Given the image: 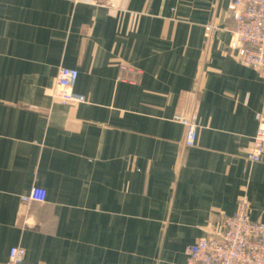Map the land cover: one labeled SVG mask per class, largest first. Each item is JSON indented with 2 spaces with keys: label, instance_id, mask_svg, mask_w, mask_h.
Masks as SVG:
<instances>
[{
  "label": "crops",
  "instance_id": "1",
  "mask_svg": "<svg viewBox=\"0 0 264 264\" xmlns=\"http://www.w3.org/2000/svg\"><path fill=\"white\" fill-rule=\"evenodd\" d=\"M231 1L0 0V264L12 247L21 264H185L242 198L264 222V161L247 160L264 81ZM61 67L84 103L53 96ZM34 187L44 202H22Z\"/></svg>",
  "mask_w": 264,
  "mask_h": 264
},
{
  "label": "built area",
  "instance_id": "2",
  "mask_svg": "<svg viewBox=\"0 0 264 264\" xmlns=\"http://www.w3.org/2000/svg\"><path fill=\"white\" fill-rule=\"evenodd\" d=\"M228 9L234 20L232 32L237 57L259 72L264 81V0H232ZM121 70L120 80L135 81V69L122 66ZM77 78L76 69L61 67L53 89L56 99L63 104L84 103V96L74 91ZM173 120L185 128L184 146L192 147L198 129L195 114L178 113ZM257 120L253 148L247 156V160L254 163L264 161V102ZM45 195L44 189L34 187L30 195L21 200L42 203ZM23 255V249L10 248L6 264H21ZM185 257V264H264V222L250 218L249 202L242 198L236 212L221 219L218 231H212L186 247Z\"/></svg>",
  "mask_w": 264,
  "mask_h": 264
},
{
  "label": "rangeland",
  "instance_id": "3",
  "mask_svg": "<svg viewBox=\"0 0 264 264\" xmlns=\"http://www.w3.org/2000/svg\"><path fill=\"white\" fill-rule=\"evenodd\" d=\"M209 29V28H208ZM232 29H233V27H232ZM231 32H232V30H231ZM232 35H233V32H232ZM233 38H234V35H233ZM234 45H235V47H236V44H235V38H234ZM54 96V95H53ZM55 97V96H54ZM55 99H56V97H55ZM58 100V99H57ZM59 101V100H58ZM60 102V101H59ZM61 103V102H60ZM61 104H63V103H61ZM64 105H75V104H64ZM183 115H184V113H182Z\"/></svg>",
  "mask_w": 264,
  "mask_h": 264
}]
</instances>
